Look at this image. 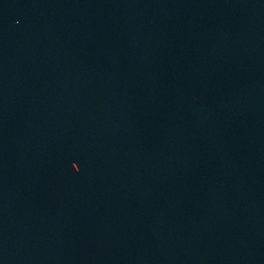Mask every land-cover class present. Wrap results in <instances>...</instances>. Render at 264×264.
Here are the masks:
<instances>
[{
	"label": "water",
	"instance_id": "obj_1",
	"mask_svg": "<svg viewBox=\"0 0 264 264\" xmlns=\"http://www.w3.org/2000/svg\"><path fill=\"white\" fill-rule=\"evenodd\" d=\"M0 264H264V0H0Z\"/></svg>",
	"mask_w": 264,
	"mask_h": 264
}]
</instances>
